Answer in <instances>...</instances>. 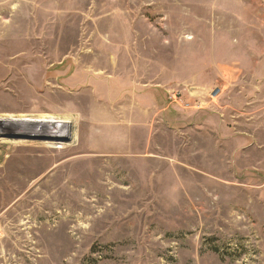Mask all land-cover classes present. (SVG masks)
Segmentation results:
<instances>
[{
    "label": "rangeland",
    "instance_id": "rangeland-1",
    "mask_svg": "<svg viewBox=\"0 0 264 264\" xmlns=\"http://www.w3.org/2000/svg\"><path fill=\"white\" fill-rule=\"evenodd\" d=\"M0 264H264V0H0Z\"/></svg>",
    "mask_w": 264,
    "mask_h": 264
},
{
    "label": "built area",
    "instance_id": "built-area-1",
    "mask_svg": "<svg viewBox=\"0 0 264 264\" xmlns=\"http://www.w3.org/2000/svg\"><path fill=\"white\" fill-rule=\"evenodd\" d=\"M172 99H174L175 100V98L172 96Z\"/></svg>",
    "mask_w": 264,
    "mask_h": 264
}]
</instances>
